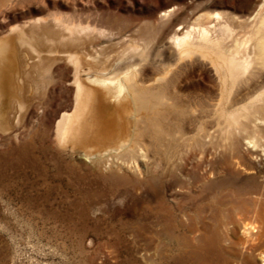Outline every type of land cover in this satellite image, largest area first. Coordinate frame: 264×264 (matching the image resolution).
<instances>
[{"label":"rangeland","instance_id":"obj_1","mask_svg":"<svg viewBox=\"0 0 264 264\" xmlns=\"http://www.w3.org/2000/svg\"><path fill=\"white\" fill-rule=\"evenodd\" d=\"M54 1L66 3L51 0L52 4ZM90 3L95 10L118 17L116 31L131 29L130 37L140 42L157 35L160 28L168 31V38L179 25L215 27L230 19L238 33L235 37L246 40L264 16V0ZM69 4L60 8L63 14L71 11ZM218 13L224 18L217 19ZM22 20L26 19L18 22ZM232 44L233 39L226 42L228 47ZM163 48L168 46L163 44ZM246 49L244 53L252 55L253 49ZM119 51V46H114L106 57H91L96 70L113 75ZM151 51L145 61L150 79L159 77L164 69L156 48ZM192 60L172 70L175 76L170 75L168 81L174 85L164 82L168 85L165 92L176 91L189 100L183 114L177 112L179 100L173 96L177 106L165 98L159 109L170 108L168 113L155 112L159 122L162 117L171 118V125L161 120L166 131L181 123L186 125V135L182 132L183 137L174 136L171 141L166 133L160 138L145 133V141L134 151L107 142L97 145L91 138L68 146L58 142L57 123L73 104V87L67 82L74 67L65 63L54 65L47 75L52 83L39 82L37 92L46 96L35 101V109L20 117L14 115L24 91L19 68H15L7 115L0 118V264H264V64L249 78L255 87L252 94L246 96L241 90L244 82L231 88L227 79L222 97L225 88L210 61L198 56ZM230 89L232 104L236 103L230 110L238 108L236 116L243 114L242 107L249 105L250 96L261 95L255 103L259 106L258 120L239 116L245 123L244 132L220 111L226 107ZM125 105L132 110H123L119 116L113 111L116 105L106 104V109L112 121L120 118L126 137L134 132L136 123L144 124L140 125L143 131L152 128L148 119L143 118L146 124L140 117L139 123L134 121V106ZM225 124L230 127L224 128ZM254 137L257 146L251 141Z\"/></svg>","mask_w":264,"mask_h":264},{"label":"bare ground","instance_id":"obj_2","mask_svg":"<svg viewBox=\"0 0 264 264\" xmlns=\"http://www.w3.org/2000/svg\"><path fill=\"white\" fill-rule=\"evenodd\" d=\"M64 1L70 3L68 6L71 8V11L67 14L61 12L60 8L64 7L66 3L64 4L60 1H54L52 4L51 0H0V118L4 119L7 115V102L12 96L11 87L15 80V68L17 67L19 68L22 80L21 84L24 90L21 92L22 96L18 99L19 104L17 102V110L15 109L16 112L14 115L17 114V117H20L22 114L26 115L34 110L35 101L39 99L41 100L46 96V94H39L37 92L40 84L39 82L52 83V79L49 76L47 77V75L50 73L54 65L65 63L67 64L66 66L74 67V72L67 82V85L73 87V104L66 110V112H64V114H62L56 128L58 142L65 146L76 142L81 143V141H86L91 138V140H94L97 145L107 142L110 145H119L121 148L134 151L139 142L145 141V138L143 139L145 133H148L149 137L150 134L152 136V133L155 136L157 134V137H159L160 134L165 135L166 133L167 136L170 135V140H173L174 136H177L178 138L186 135L185 131H183L185 130L184 126L186 125L179 123L177 124L178 126H176L173 124L175 122L171 121L172 125H175V129H170L168 127L171 131L169 132L167 130V132L163 127V123L160 124L161 120L164 119L162 117L163 114L160 115V117H162L161 120L159 119L160 122L157 121L155 117H157V113H160L163 110L168 113L170 108L169 110L162 108V110H160L159 105L163 99L165 101V98L167 100L166 102L171 100L172 96L178 97L179 101H177V103L176 99L173 100V98L172 102H169L171 103L170 105H174L175 107L177 106L175 103H177V112L182 113L185 111V109L182 108L187 105L189 100L181 97L176 91L165 92L164 86H166L167 90L168 85H164V82L168 83L170 75H174V72L172 71L173 69L175 71L177 69L176 67H179L185 60L186 62L187 60H194L195 56H198L201 59H208L214 66V74L218 81L224 85L223 88H225L222 91V97L224 91L227 89L225 87V82H228L229 80L231 88L234 87L236 83H239L237 86L239 88L242 82H244L245 85L242 84L243 88L240 89L246 91V96H249L254 92L253 89H255V87H251L248 81H250L249 78L252 77L253 74H256V71L258 73L259 65L264 64V16H261L262 18L259 17L261 18L259 23L256 24L257 26L253 33H251L252 35L249 38L247 37L248 39L246 40H240L237 39L238 37H235V34L238 33L235 32V25H232L230 19L226 20L224 24L218 23V26L215 27L202 26L203 24L200 26L197 25L198 27H184L179 25L172 30V36L168 38L165 37L168 31L160 28L157 35L146 39L143 38V42H140V39L136 40L130 37L128 32H132L131 29L128 30L126 28L128 30L126 33L119 29L117 32L116 25L120 24L118 17L116 18L109 13L95 10L91 6V0H88L86 4L82 3L84 0ZM18 12L20 15H18ZM168 13L169 12H165V15ZM20 18L26 20L18 22ZM216 18L220 20L224 18V16L218 13ZM15 21L18 23L14 24ZM232 39L233 44L228 47L226 42ZM163 44H166V48L168 46L167 49H172H164ZM114 46H119L121 50L119 51L118 58L115 59L119 63L116 64L117 66L114 70V74L109 75V73L106 74L102 71L96 70V63L93 62L91 57L103 54L105 56V53L107 54L109 49ZM152 47L156 48L155 53L159 55L157 56L163 64L164 69L161 73L158 72L160 73L159 77H153L150 79L148 70L145 68V61L150 58L149 56L152 53ZM246 48L253 49V53L251 52L252 55L248 52L244 53L243 49ZM167 58L170 63L168 61L165 62ZM92 62L94 64H92ZM148 64L149 63H147V65ZM186 64H188V62ZM121 65H124V67H121ZM46 77L47 79H45ZM227 79L229 80L225 81ZM169 84H171V82H169ZM171 85H174V83L172 82ZM164 95H166V97ZM231 95H233V93L230 89L225 99L226 107H223L220 110L221 114L230 116L232 118L230 121H233L234 124L240 125L237 126L239 129L241 128L240 130H242V132H244L245 123H241L242 119H239V116H244L245 118L246 116H250V118L255 119H253L254 121H256V118L258 120L260 117L259 111L257 110L259 106L255 105V103L258 99L260 100L259 97L261 95L250 96L247 99L250 106H243V114L239 113V116L235 115V113L238 112V108L230 110L231 105L233 106L236 104H232L233 99L231 100ZM184 96H186V94ZM234 99L236 100V97ZM125 103L134 106L133 113L131 112L134 121H137L140 117L142 119H148V123L153 125L152 128L148 129L149 132L147 130L143 131L144 128L140 127L142 123L139 125L134 123V132L131 135L129 134L130 137L128 138L123 132L124 127L119 123L120 118L117 117L112 121L110 114L108 113L110 110H107L106 107H110L112 104L116 105L113 111L116 113V116H119L123 110L127 113L132 110L131 108H128ZM106 104H108V106H106ZM165 104L166 103L163 105ZM174 107H172V110ZM193 107L191 106V108ZM246 109L249 110L251 114H249V111L244 114V110ZM70 110L73 111L71 114H69ZM172 113L170 115H172ZM251 115H253V117ZM174 118L173 120L175 121ZM142 119H138V123L140 122L139 120ZM144 119L142 120L143 122L145 121ZM164 120L162 122L166 123ZM170 120H167V122L171 125ZM146 121L144 122L145 124ZM226 122H228V120ZM234 124L233 126H236ZM165 125L166 124H164V126ZM226 125L227 124H225L224 128L230 127L229 125L226 127ZM141 126H144V124ZM148 126L150 127L151 125ZM148 126H146V128ZM205 127H203V130ZM228 129L230 130L231 128ZM228 129L224 130L227 132ZM236 129L238 131V128ZM230 131L228 134H230ZM203 134L204 133L202 132L201 135ZM209 134H211V131ZM197 139H199L198 141L200 142L201 137ZM179 140L181 141V139ZM255 140L256 137L251 141L255 143ZM208 141L205 143H208ZM158 142L160 141L158 140ZM256 142H258V139ZM171 145L170 147H172ZM255 145L257 146L258 143H255ZM83 146L86 145L84 144ZM204 146L205 145H203V147ZM170 149L173 150V148ZM202 151L204 150L202 149ZM169 152L172 153L171 150Z\"/></svg>","mask_w":264,"mask_h":264}]
</instances>
